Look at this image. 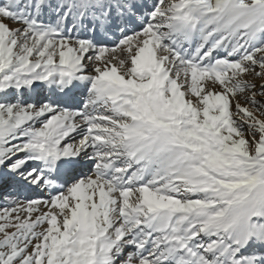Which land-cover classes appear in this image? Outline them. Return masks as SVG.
I'll use <instances>...</instances> for the list:
<instances>
[{
	"label": "snow or ice",
	"instance_id": "obj_1",
	"mask_svg": "<svg viewBox=\"0 0 264 264\" xmlns=\"http://www.w3.org/2000/svg\"><path fill=\"white\" fill-rule=\"evenodd\" d=\"M0 264H264V0H0Z\"/></svg>",
	"mask_w": 264,
	"mask_h": 264
}]
</instances>
